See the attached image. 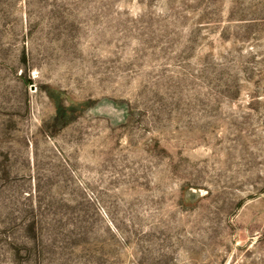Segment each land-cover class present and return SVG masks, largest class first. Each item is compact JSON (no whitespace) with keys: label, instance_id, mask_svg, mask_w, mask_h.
<instances>
[{"label":"rangeland","instance_id":"rangeland-1","mask_svg":"<svg viewBox=\"0 0 264 264\" xmlns=\"http://www.w3.org/2000/svg\"><path fill=\"white\" fill-rule=\"evenodd\" d=\"M0 264H264V0H0Z\"/></svg>","mask_w":264,"mask_h":264}]
</instances>
